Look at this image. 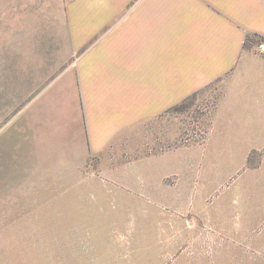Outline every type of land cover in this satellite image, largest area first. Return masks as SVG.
<instances>
[{"label": "rangeland", "instance_id": "1", "mask_svg": "<svg viewBox=\"0 0 264 264\" xmlns=\"http://www.w3.org/2000/svg\"><path fill=\"white\" fill-rule=\"evenodd\" d=\"M239 42L264 57V0H0V264H264V137L204 146L234 68L94 154L48 90L92 51Z\"/></svg>", "mask_w": 264, "mask_h": 264}, {"label": "crops", "instance_id": "2", "mask_svg": "<svg viewBox=\"0 0 264 264\" xmlns=\"http://www.w3.org/2000/svg\"><path fill=\"white\" fill-rule=\"evenodd\" d=\"M241 49L243 42L223 51L210 48L206 58L183 60L177 68L170 67L166 54L158 58L152 52L147 57L137 53L130 61L127 53L121 57L117 52L116 58L105 60L92 51L48 90L58 99H70L76 118L84 122L80 136L86 153L94 154L118 143L120 133L132 126L162 119L172 105L234 68L226 78L204 146L213 141L216 146L260 145L264 137V57H245L235 64ZM167 123L166 118V128Z\"/></svg>", "mask_w": 264, "mask_h": 264}]
</instances>
